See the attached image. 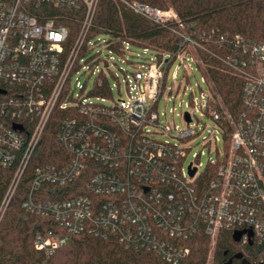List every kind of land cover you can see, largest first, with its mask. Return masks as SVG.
<instances>
[{
  "label": "built area",
  "instance_id": "1",
  "mask_svg": "<svg viewBox=\"0 0 264 264\" xmlns=\"http://www.w3.org/2000/svg\"><path fill=\"white\" fill-rule=\"evenodd\" d=\"M116 1L158 24L183 27L173 7ZM99 3L0 0V166L11 173L0 222L59 110L57 138L71 160L63 167L35 166L22 204L56 223L54 229L36 232V250L50 257L75 235L88 232L115 235L126 247L152 250L179 264L189 256V239L201 228L213 246L221 231L241 232L243 244L264 245V43L236 34L235 56L222 59L245 79L242 112L232 113L223 104L219 111L208 109L209 99L216 97L204 76L210 92L199 105L211 113L218 134L210 130L212 136L202 142H218L222 135L226 151L203 170L197 162L184 167L200 134L192 126L195 114L184 112L182 129L161 126L157 107L173 62L181 57L198 66L202 60L186 46L201 45L177 31L180 49L161 61L149 49L131 50L129 41L116 51L110 35L105 40L91 35ZM82 73L95 76L91 88L81 82ZM122 88L126 98L116 99L114 91L121 94ZM163 134L171 139H161ZM206 170L213 177L204 181ZM86 172L91 174L78 195L50 199L44 189L64 186Z\"/></svg>",
  "mask_w": 264,
  "mask_h": 264
},
{
  "label": "trees",
  "instance_id": "2",
  "mask_svg": "<svg viewBox=\"0 0 264 264\" xmlns=\"http://www.w3.org/2000/svg\"><path fill=\"white\" fill-rule=\"evenodd\" d=\"M128 1H140L162 9L173 7L183 27L178 22L158 24L116 0H100L91 35H110L115 40L116 51L122 42L129 41L131 50L149 49L161 61L164 56L178 52L181 43L178 32H185L201 45L196 49L186 46V49L202 60L197 67L210 80L212 91L215 87L224 107L232 113L245 109L242 102L245 79L232 73L223 60L235 56L233 38L236 34L252 42L264 43V0ZM208 109L219 111L221 105L218 100L209 99ZM210 114L208 111L207 115ZM61 116V111L54 112L32 163L0 222V264H172L155 251L124 246L115 235L102 237L88 232L75 235L50 257L35 249L36 232L54 229L56 223L51 218L30 212L22 204L28 195L35 166L63 167L71 160V154L57 138ZM90 174L86 172L64 186L48 184L44 189L50 199L73 197L85 191L83 184ZM211 177L213 174L208 170L201 175L204 181ZM10 178L11 173L0 166V202ZM210 244V237L199 229L188 241L189 256L179 264H243L244 259L257 264L264 261V245L235 241L229 231H221L211 262Z\"/></svg>",
  "mask_w": 264,
  "mask_h": 264
},
{
  "label": "rangeland",
  "instance_id": "3",
  "mask_svg": "<svg viewBox=\"0 0 264 264\" xmlns=\"http://www.w3.org/2000/svg\"><path fill=\"white\" fill-rule=\"evenodd\" d=\"M97 38V37H96ZM99 39H108L107 34H100ZM100 49L105 53L104 48L101 46ZM183 60V61H182ZM190 65L184 58H177L169 70L167 89L160 97L158 102L157 111L160 114V124L164 126L169 124L170 127L178 126V129H182L185 126L183 114L185 111H191L195 115L193 116L194 130L200 132L199 135L191 143V148L187 152V156L184 159L183 165L187 167L190 162L201 163L200 170H203L211 161L219 159V157L226 151V145L223 141V136L220 135L221 139L218 142L205 145L202 142L204 136H209V131L214 130V134H218L213 128L215 125L214 120L211 116L207 115L204 109L200 107V101H204L210 88L204 81V76L201 71L197 68L196 63L193 60H189ZM103 65V64H101ZM185 66L187 70L185 72ZM117 70V67H112ZM176 72V77L174 74ZM82 83H87V88H91L95 81V76L87 77V73L79 75ZM111 81H116V78L110 76ZM172 89V93L169 92ZM216 100L219 101L220 105L223 104L221 96L214 87L213 91ZM116 99L124 97L126 93L124 88L121 89V94L115 90L114 95ZM202 96L203 99H202ZM113 98V97H111ZM196 124V125H195ZM210 135L209 137H211ZM161 139H171V136L167 134L160 135ZM6 213V212H5ZM5 216V214H4ZM3 216V218H4ZM215 245L210 244L209 260L211 262L212 253ZM209 264V262H208Z\"/></svg>",
  "mask_w": 264,
  "mask_h": 264
},
{
  "label": "water",
  "instance_id": "4",
  "mask_svg": "<svg viewBox=\"0 0 264 264\" xmlns=\"http://www.w3.org/2000/svg\"><path fill=\"white\" fill-rule=\"evenodd\" d=\"M186 118H187V120L188 121H190V115L188 114V113H186ZM191 174H194V172H195V169H192L191 171ZM241 232H235L234 233V235H233V237H234V240L235 241H239L240 240V238H241ZM238 256H241V255H238ZM243 264H251L248 260H246V259H244L243 260ZM257 264H264V261H260L259 263H257Z\"/></svg>",
  "mask_w": 264,
  "mask_h": 264
}]
</instances>
